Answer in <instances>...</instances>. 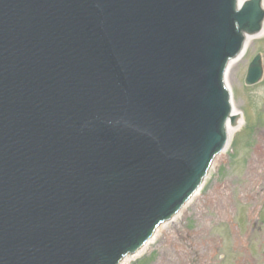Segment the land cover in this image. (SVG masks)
Masks as SVG:
<instances>
[{"label":"water","instance_id":"water-1","mask_svg":"<svg viewBox=\"0 0 264 264\" xmlns=\"http://www.w3.org/2000/svg\"><path fill=\"white\" fill-rule=\"evenodd\" d=\"M263 20L264 0H0V264L139 252L244 121L229 61Z\"/></svg>","mask_w":264,"mask_h":264},{"label":"rangeland","instance_id":"rangeland-1","mask_svg":"<svg viewBox=\"0 0 264 264\" xmlns=\"http://www.w3.org/2000/svg\"><path fill=\"white\" fill-rule=\"evenodd\" d=\"M258 52L263 74L249 85ZM228 83L244 121L202 193L130 264H264V35L229 70Z\"/></svg>","mask_w":264,"mask_h":264},{"label":"bare ground","instance_id":"bare-ground-1","mask_svg":"<svg viewBox=\"0 0 264 264\" xmlns=\"http://www.w3.org/2000/svg\"><path fill=\"white\" fill-rule=\"evenodd\" d=\"M263 35H264V25H263V28H262V31H261V32H258V33H256V34H249V35L246 36V39H245V46H244V53H242L241 55H239V56H237L236 58H234V59H232L231 61H229V70H230L231 68H233V67L238 63V61H239L240 59L243 58V56H244V54H245V52H246V50H247V48H248V45H249L254 39H257V38H259V37H261V36H263ZM228 87L230 88V84H229V83H228ZM230 90H232V89L230 88ZM231 94H232V92H231ZM232 105H233V110H234L233 115H234L235 117L240 116V113H239L238 109L236 108V106H235V104H234L233 97H232ZM241 124H242V122H235V121H234V122H231L230 119H227L228 139H227V142H226V144H225L224 148L222 149V151H221V153H220L219 156H221L223 153H225V152L227 151V149H228V147H229V145H230V142H231L232 138L234 137V135L236 134V132L239 130ZM203 183H204V181H203ZM202 185H203V184H202ZM202 185L197 189L196 194H195V196H194V199L198 196V194H199L200 192L202 193ZM191 201H193V200H191V199L188 198V200L185 202V204H184V206H183V209L188 205V203H191ZM183 209H182V210H183ZM181 213H182V211H181ZM181 213H179V214L173 216L170 220H167V221H164V222L160 223V224L158 225V227L156 228V230L154 231V234L152 235L150 241H146V242L141 246L139 252H134V253H132V254H128V255H127V258L122 259V260L120 261L119 264H130V262H131L132 260H134V259H136L137 257H139L140 255H142V254L146 251V249H147L148 247H150V245L155 241V239H157L158 235H159V234L165 229V227L168 225L167 223H169V222H171V221H172V222L175 221V219H176Z\"/></svg>","mask_w":264,"mask_h":264}]
</instances>
